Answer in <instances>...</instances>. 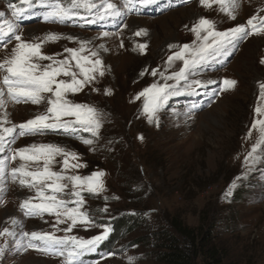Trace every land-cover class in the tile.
<instances>
[{"label":"rangeland","instance_id":"rangeland-1","mask_svg":"<svg viewBox=\"0 0 264 264\" xmlns=\"http://www.w3.org/2000/svg\"><path fill=\"white\" fill-rule=\"evenodd\" d=\"M111 2L122 8L119 0ZM237 4L236 19L229 18L220 5L213 3L205 8L199 0L157 18L125 16L120 29L106 37L102 35L104 32L51 24L17 29L22 40L29 43H40L48 34L61 36L56 42L43 43L41 48L44 55L58 60L68 56L66 48H79L81 42H87L89 50L81 55L98 53L104 75L97 73L94 81L75 95L69 94L68 99L96 108L102 113V126L98 137L90 138L91 145L51 134L20 138L15 133L14 142L6 143L5 152L0 153V160H6V165L0 166V231L5 228L14 231L16 239L13 242L12 237H0V246H5L0 264H63V259L51 255L26 248L17 250L22 233L55 232L56 236H64L63 229L67 227L63 223L56 230L55 217L49 215L27 218L19 207L22 201L35 196V190L20 186L18 179L13 182L9 174L22 163L29 170H36L37 164L19 158L13 161L9 157L12 152L33 144L57 145L66 152L76 153L78 160L70 163L85 166L70 168L65 175L104 173L103 192L99 195L82 192V211L97 226L78 223L68 235L89 239L102 234L103 225L112 226L122 215L134 217L126 230L115 231L110 239L114 247L95 264H128V257L134 258V264H160L156 238L167 227L166 219L177 217L184 225L196 228L202 215L213 227L230 261L264 264V158L257 156L251 165L244 162L259 137L252 129V122L258 119L254 109L259 101V85L264 83V64L260 62L264 60V33L239 41L232 59L221 68L209 70L204 62L196 71L189 72V82L200 80L217 88L216 98L204 109L188 108L172 96L149 123L142 111L144 98L135 99L151 84L164 83L160 72L167 76L183 67L180 60H174L170 68L166 61L183 45L200 44L191 29L201 18L213 21L217 31L225 32L238 25L246 26L249 18L260 17L264 12V0H237ZM0 12L5 13L4 19H10L3 0H0ZM141 30L146 35H136ZM16 43L13 41L0 51V62L11 56ZM142 44L146 45L143 54L139 47ZM39 63L46 65L50 61ZM74 65L75 62L73 71L78 74ZM152 69L158 71L155 77ZM3 73L0 70V81ZM225 79L235 80L236 85L221 92ZM105 90L110 94L106 95ZM5 101V106L0 108V119L6 116L7 123L0 128L25 123L45 113L47 108L46 100L39 105L17 104L7 101L5 96ZM62 162L63 157L57 156L52 170L60 172ZM39 167H43L42 161ZM70 192L69 184L65 193L58 195L69 200Z\"/></svg>","mask_w":264,"mask_h":264},{"label":"snow or ice","instance_id":"snow-or-ice-1","mask_svg":"<svg viewBox=\"0 0 264 264\" xmlns=\"http://www.w3.org/2000/svg\"><path fill=\"white\" fill-rule=\"evenodd\" d=\"M158 2L159 0H125L124 6L128 11H132L137 4L141 7H148ZM199 3L205 8H210L213 3L218 4L220 10L229 18L236 19L234 10L238 6L237 0H199ZM19 4L22 7H18L16 4L10 5L11 19H4L5 13L0 12V42H4L6 47L12 39L17 41L11 50V56L0 62V70L5 73L0 81V84L3 85L0 87V108L5 106V96H7V101L17 104L30 102L33 105H39L46 100L47 108L45 113L29 119L25 123L14 127L0 128V153L5 152L6 143L14 142V133L18 136H26L43 134L46 131L62 130L64 133H75L83 130L93 137H98L102 126V113L92 106L74 103L68 99L69 94L75 95L82 91L85 85L94 81L97 73L100 76L104 75L103 62L98 58V53L90 52L88 56L81 55V53L89 51L87 42H81L79 48H66L64 51L68 53V56L58 60L54 56L44 55L41 48L43 43L56 42L62 38L61 36L48 34L40 43H29L24 42L21 35L16 33L21 26L19 21L27 14H34V9L37 8L42 10L43 22L65 24L79 19L93 23L94 21L88 17L80 15V11L92 13L95 9L102 20L116 18L122 14L117 4L111 0H100L99 4L96 3V0H68L66 4L64 0H19ZM257 19V16L254 15L247 20V26L238 25L228 31L221 32L216 30L213 21L201 18L191 29L200 44L195 47L185 44L174 55H170L166 61L169 68L174 60L182 61L183 67L167 76L164 72H160L159 75L164 83H153L135 97L137 100L141 97L144 98L142 111L148 122L151 123L156 119L157 113L170 97L192 94L196 89L207 86L200 80L189 82V72L207 61L210 56L216 55L234 40L264 33V17H261L258 23ZM202 33L203 35H201ZM141 34L146 35L143 30L136 33V35ZM102 35L106 37L109 33L104 32ZM64 38L72 39L71 37ZM139 47L143 54L146 45L142 44ZM169 47L175 46L170 45ZM93 57L96 58L92 59ZM39 61H50V63L41 65ZM73 62H75V68L79 70L78 74L73 71ZM260 62L264 64V60ZM143 74L142 72L141 75ZM151 74L155 77L158 71L152 69ZM58 77H68L69 79H58ZM78 77H82V79ZM168 81H175V83L169 84ZM181 82H184L182 86ZM207 83L213 82L208 81ZM235 85V80L225 79L219 90L221 92L229 91ZM259 89V101L254 109L258 119L252 122V129L259 133V137L251 151L244 157V162L248 165L255 163L257 156L264 158V106H261V102H264V83L259 85ZM105 94L110 93L105 90ZM5 123H7L6 116L0 119V125ZM251 134L250 130L249 136ZM82 142L91 145L93 140L83 139ZM57 156L63 157L60 172L53 171L51 167ZM9 158L13 161L19 158L21 161H32L37 164L36 170H29L27 165L22 163L19 167L13 168L9 174L13 182L18 179L20 186L35 190L34 197L21 202L19 206L21 211L29 217H38L44 214L55 217L53 227L56 230H59L60 224L67 223V227L63 229L65 235L62 237H57L55 232L22 233L25 239L19 242L17 250L33 249L43 255L62 257L63 264H84L82 257L94 252L98 245L107 239L111 228L108 225H103L102 234L89 239L77 238L68 235V233L78 223L87 227L97 226L89 214L82 211L84 205L82 192L87 191L94 195L103 192L102 177L104 173L94 172L89 176L63 174L70 168L78 169L85 165L70 163V161L78 160L76 153L66 152L63 148L52 144H33L12 152ZM41 161L43 162L42 168L39 167ZM5 165L6 160H0V166ZM69 184L71 185L70 196L72 199L60 198L58 194H64ZM16 223V220L13 219L12 224ZM5 236L12 237L15 242L16 233L14 231H9L8 228L0 231V237ZM4 252L5 246H0V255H3ZM128 264H134L133 257H128Z\"/></svg>","mask_w":264,"mask_h":264},{"label":"trees","instance_id":"trees-1","mask_svg":"<svg viewBox=\"0 0 264 264\" xmlns=\"http://www.w3.org/2000/svg\"><path fill=\"white\" fill-rule=\"evenodd\" d=\"M3 1L8 4L9 0ZM134 220L133 216H120L112 224L114 232H123ZM166 220L167 227L156 238V256L160 264H236L230 261L225 249L220 247L213 227L206 223L204 215L196 228L184 225L177 217ZM112 245L114 243L110 241L108 246Z\"/></svg>","mask_w":264,"mask_h":264},{"label":"bare ground","instance_id":"bare-ground-1","mask_svg":"<svg viewBox=\"0 0 264 264\" xmlns=\"http://www.w3.org/2000/svg\"><path fill=\"white\" fill-rule=\"evenodd\" d=\"M19 107V106H18ZM26 107H28V106H26ZM91 238V237H90Z\"/></svg>","mask_w":264,"mask_h":264}]
</instances>
